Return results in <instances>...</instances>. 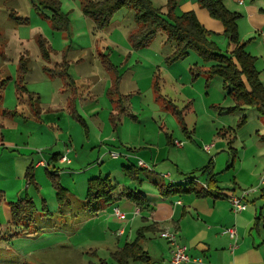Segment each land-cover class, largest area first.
<instances>
[{"label": "rangeland", "instance_id": "obj_1", "mask_svg": "<svg viewBox=\"0 0 264 264\" xmlns=\"http://www.w3.org/2000/svg\"><path fill=\"white\" fill-rule=\"evenodd\" d=\"M59 1L62 11L67 13L70 21V28L65 31H56L51 28L49 22L36 10L37 0H0V85L5 81L4 87L0 86L2 96L0 101V192L7 208L10 209L16 205L20 199L30 197L35 203L36 210L35 221L30 225L19 223L10 225L9 221L4 223L0 213L2 220L0 264H90L92 256L86 252L95 247L92 241L105 240L106 235L101 234L99 227H94V224L99 225L97 219H93L90 224L83 223L86 218L84 208L86 180L98 176L105 177L106 172L110 171L108 173L111 179L121 184L123 176L119 166H122V161L126 160L124 157L114 160L110 155V153L121 154L126 151L125 148L118 147L121 144L119 140L118 142L112 140L121 136L120 133L117 135V128L113 127L109 120V114L112 110L114 111V107L112 108L106 96L107 92L105 94L112 78L104 65L105 55L118 67L123 75L122 78H125L122 91L119 88L120 94L128 96L125 97L126 101L124 99L123 107L138 117L134 120L124 115L125 127L121 135L131 144L130 147L141 141V138L132 140L138 128L139 132L142 131L140 128L151 131L155 141L159 140L157 131L160 123H164L175 132H177L175 127L179 128L172 113L166 111L165 104L154 95L149 80L154 76L159 79L161 95L169 99L171 95H177L176 91H180L181 101H174V103L179 108L186 107L185 112L188 114L185 123L188 127L198 124L199 135L202 131L206 133L208 130L211 131L212 128L228 127L226 131L231 137H239L236 139L239 142L235 145L237 152L235 150L234 154L230 149L231 155L237 158L241 154L242 139L248 147H257L264 143V138L261 139L264 136V116L252 107L229 112L228 109L235 106V101L230 96H226L227 91L224 89L221 78L216 77L209 85V90L206 89L207 84L200 81L196 87L200 88V94L195 92L196 96H191L186 102H182L183 78H191V82L196 81L192 80L194 77L190 68L196 63L199 66L204 64L196 53L193 52L187 59L169 66L165 58L173 52L174 44H164L163 33L157 34L148 48L140 50L131 48L127 34L135 27L132 10L119 11L106 30L98 31L91 19L82 13L80 0ZM13 12L17 18L27 20V23H19L12 19ZM42 12L50 15L47 10L43 9ZM39 35L52 49L50 63L42 59L36 40ZM256 43H254L255 50L264 55V44L258 49ZM68 49H70L69 74L75 80V94L80 103L77 108V119L71 117L67 111H63L59 115L61 119L59 120L56 115L49 114L56 113V110L46 112V109L64 102L69 96L68 90L61 87L63 84L60 80L49 78L43 71V67L58 66L63 51ZM227 50L228 47L221 46L223 54H226ZM128 53L131 54L130 57L127 56ZM22 54H27L30 62V71L25 79L27 89L34 92L36 97L39 96L42 102L43 114L38 118L32 114L27 96L24 98V104L19 100L16 84L18 58ZM258 67L264 69V64L260 62ZM131 78L141 79L137 82L141 88L139 97L132 92L133 87L137 86ZM165 78L182 80L178 82L179 85L168 79L164 82ZM83 95L87 98L85 101L80 100ZM94 100H97L95 109L99 113V119L105 125L103 130L94 129L92 116L87 113L90 108L85 111L83 107ZM16 110L24 115L19 113L21 115L14 118L2 115L4 111ZM244 118L245 123L240 125ZM80 120L85 121L88 127L86 130L80 124ZM89 127L92 128L89 129ZM85 131L88 134L92 132V135L88 137ZM259 140L263 141L259 142ZM194 148L199 150L201 159L207 156L197 145L194 144ZM66 149L71 150L68 158L72 160V165H61L58 163L59 159L58 162H49L53 154H65ZM257 159L260 157L258 156ZM101 160H104L103 164ZM260 160L264 163V158ZM39 161H44L45 167L34 170V166ZM33 171L34 184L29 185L27 173ZM54 180L55 183H61L70 191L68 200L62 205L56 198ZM111 205L108 204L107 207ZM0 208L3 209V206L0 205ZM9 216L7 213V217ZM143 245L146 246V244ZM111 258L112 264L118 263L113 256ZM96 264H99L98 260Z\"/></svg>", "mask_w": 264, "mask_h": 264}, {"label": "crops", "instance_id": "obj_2", "mask_svg": "<svg viewBox=\"0 0 264 264\" xmlns=\"http://www.w3.org/2000/svg\"><path fill=\"white\" fill-rule=\"evenodd\" d=\"M151 1L156 7L163 8L168 0ZM224 5L229 11L241 15L238 21L240 42L246 43V51L257 57L256 68L260 72V79L264 84V69H259L258 67L260 62L264 64V55L258 53L254 46L255 42H257L256 48L264 44V39L262 37V33L264 32V0H224ZM189 12L194 13L201 25L211 33V39L218 44L220 49L221 46H226L228 47L226 54L228 55L232 52L233 45L229 46L227 39L224 37L223 24L213 19L206 9L201 8L197 0H180L176 13L180 15ZM19 40L22 39L19 38ZM124 79L125 78H122L120 82L121 91ZM166 79L179 85L180 83L178 82L182 80L180 78H170L171 80L165 78L164 82H166ZM110 80L109 89L112 85V79ZM131 80L135 82L137 86L133 87L134 89L132 92L139 97L141 95V88L137 82L141 79L131 78ZM149 80L151 88L153 89V78ZM214 80L215 78L207 82V78H198L196 81L191 82V78H183V82L181 81V86L183 87L181 91L183 93L182 102H186L187 98L191 96H196L195 92L200 94V88H196L200 81H204V83L207 84L206 89L209 90V85L212 84ZM61 87L63 88V85ZM107 91H105V94ZM179 92L176 91L177 95H171V97L168 95L166 96L173 102H178L181 101L179 98L182 97ZM31 93L34 98H39L40 100L39 105L37 104V106L35 105L34 107L28 103L32 114L38 118L39 115L43 114L41 108L42 102L39 96L36 97L34 92ZM68 95L69 96L65 98L64 102L56 106L47 107L46 112L56 110V113L49 114H54L57 116V119L61 120L59 115H61L63 111L69 113L68 104L71 95L69 91ZM85 95L80 97L81 101L87 99ZM121 95L128 97L124 94ZM106 96L109 98L108 94H106ZM74 97V107L78 113L77 108L80 102L77 100L78 96L76 97L75 95ZM27 100V102H29L28 97ZM33 102L35 103V101ZM81 103L83 104V102ZM84 104H86V102ZM89 105L83 107L85 111L90 108V111L87 113L92 116L91 120L94 122V129L103 130L105 125L103 121L99 119V113L97 109H95L97 100H94ZM111 105L113 108L114 104L112 102ZM123 108L127 114H122L119 117L116 126L111 122V116L112 114H117V112L112 110L109 114L110 122L113 127L117 128V135L120 133L121 136L118 137V139L113 138L112 140L113 142H118L119 140L121 144L118 145V147L122 149L125 148L126 151L125 153L121 152V154L118 152L110 153L111 158L114 160H118L120 157L126 159L122 161V166H119L123 176L121 184L113 179V181L119 184V188L115 195V201L112 205L110 204V207H107L108 205H102L100 207L101 210L95 214L90 213L84 206L86 218L83 220V223L86 222L85 224H90L93 219H97L99 225L94 224V227H99L101 234L106 235L105 240L92 241L95 247L88 249L89 251L86 252L88 255L92 256L90 264H96L97 260L99 264H112L111 257L113 254L124 248L126 244L134 242L137 231L140 228L150 226V232H147L145 234V239L140 242L141 246L150 257L149 264H169L171 258L170 246L168 242L160 236L161 232L164 230H173L177 232L179 242L187 248L190 257L193 260H198L197 262L191 261L189 264H264V223H258L257 220L259 216H264V197H262L264 184H260V178L264 173V163L260 160L264 158V143L257 147H248L242 139L240 143L242 148L241 154L233 160L232 167L229 168L231 165L229 150L237 149L235 145L239 142V140L236 141L239 137H231L226 131L228 127L212 128L211 131L208 130L207 133L202 131L199 135L197 124L196 126L187 127L188 131L192 132L190 137H187L179 124L178 129L175 127L177 131L175 132L164 125V123H160L158 126L159 130L157 131L158 141L154 140L151 131H147L146 128H140L142 131L139 132L138 128V132H134L132 140L141 138V141L137 145H133L132 148L127 139H124L121 135L122 129L125 127L124 115L134 120H137L138 117L129 112L125 107ZM36 110H39V113H37ZM8 112L10 111H4L2 113L3 117H9L6 116ZM17 112L23 114L20 111ZM120 121L122 122L118 124ZM90 128L92 127H89V129ZM91 135L92 132L88 134V137ZM178 135L181 138L178 137ZM167 137L172 138V145H167ZM233 137L235 140L230 144ZM260 141L263 140H259V142ZM194 144L207 155L202 157L204 159L200 158L199 150L194 148ZM128 145L129 147H126ZM206 147H208V149ZM70 153L71 150L66 149L65 154L68 156ZM57 154H59V162L58 160L56 162L61 165H72V160L70 164L61 163L60 158L64 154ZM112 154H116L117 157H113ZM258 156L260 159H257ZM104 160H101L102 164ZM210 160H212L213 164L211 172L217 175L216 184L210 185V188L213 190L211 195L206 198H197L193 194L171 195L168 197H163L161 195V186L186 185L191 181L187 174L191 173H194L196 182L200 188H207L208 173L203 174L195 172L205 167ZM140 161L146 164L148 169L141 167L139 165ZM44 165V161H39L34 166V170L42 166L45 167ZM47 165H49V163H47ZM130 166L142 170L139 174V180H132L125 176L123 169ZM108 172L110 171L106 172L105 177L111 179V175ZM33 176L35 179L34 171ZM88 180H86V190ZM61 187L64 188L62 185ZM247 190L249 191L248 194L244 195V192ZM55 191L57 194L56 189ZM68 192L70 195L69 190ZM125 192L140 194L145 200L143 208L131 202L127 198ZM235 196H242L243 201L247 204V209L238 214L233 211L230 203V198ZM0 205L3 206V209L0 208L1 218L4 223L6 221L8 222L9 217H7V213L9 214L10 209L9 207L7 208L1 192ZM115 210L120 211L122 214L121 218L116 217ZM0 226H2L1 219ZM230 228L236 229V240L231 239L229 234L224 233V230ZM143 244H146V246ZM128 264L144 263L129 262Z\"/></svg>", "mask_w": 264, "mask_h": 264}, {"label": "trees", "instance_id": "obj_3", "mask_svg": "<svg viewBox=\"0 0 264 264\" xmlns=\"http://www.w3.org/2000/svg\"><path fill=\"white\" fill-rule=\"evenodd\" d=\"M180 0H168L165 7H156L151 0H80L82 13L85 17L91 19L94 23L95 29L98 31L106 30L116 13L121 10L128 9L134 12L135 27L128 31V42L133 50L145 49L151 46L155 37L159 33L165 36L164 44H174L173 52L165 58L166 63L170 66L179 61L187 59L191 53H196L203 65L197 64L190 68L193 80L204 76L207 82L213 78L219 77L223 80L224 89L227 91V96H230L235 101V106L228 109L229 112H235L245 107H252L264 116V84L260 79V72L256 68L257 57L251 55L246 51V43H241L239 38L238 21L241 15L236 12L229 11L225 5L224 0H197L201 8L206 9L210 16L220 21L224 27V37L227 39L229 46L233 45V50L230 54H223L218 44L211 39V33L208 32L199 22L194 13H176ZM38 5L36 10L41 13L42 17L46 19L51 28L56 31H65L70 28L69 18L67 13H64L61 8L59 0H37ZM47 10L50 15H45L42 11ZM11 18L19 23H27V20L17 18L13 12ZM1 36V35H0ZM38 47L41 51L42 59L46 63L51 60V47L48 46L47 41L41 35L36 37ZM67 51H63L61 61L53 68L48 66L43 67V71L52 80H60L63 88L71 92L68 104V111L71 117L78 118V113L74 107L75 99V80L69 74L70 64L68 60ZM4 55V54H2ZM131 56L130 53L127 54ZM29 56L21 55L18 58V79L17 92L19 100L24 103L26 96L32 107L39 105V98H34L32 93L28 91L25 79L30 71ZM104 65L111 75L112 85L107 91V94L114 104V110L117 114H112L111 122L116 126V121L122 114H127L123 108L125 96L119 93L120 82L123 75L119 72L116 65L111 63L110 58L104 56ZM5 81L0 85L4 87ZM159 79L153 78V91L155 96L159 98L160 102L165 104L166 111H170L177 120V123L182 128L185 136L190 137L191 131H188L186 122V107L179 108L175 103L161 95ZM117 95L119 97L117 98ZM2 99L0 92V101ZM35 101V103L33 102ZM37 111V110H36ZM39 113V110L37 111ZM21 114L19 112H8L6 116L17 117ZM245 123V118L241 120L240 125ZM80 124L86 130V123L80 120ZM241 127V126H239ZM88 136V132H86ZM264 136L262 137V139ZM167 145H172L173 140L167 137ZM235 140L233 137L230 144ZM235 154V150L231 149ZM231 165L235 160V155H231ZM61 156V155H60ZM59 159V154H53L49 162H54ZM212 160L203 167L198 169L195 173H208L207 188H200L196 182L194 173L187 174L191 181L186 185H167L161 186L160 192L163 197L180 194H193L197 198H206L212 194L210 185L216 184V176L211 172ZM125 176L132 180H139V170L133 166L124 168ZM29 185L34 182L33 172L27 173ZM34 184V183H33ZM32 184V185H33ZM54 187L57 190L56 198L62 204L66 203L69 197V192L62 188L60 183H55ZM119 184L109 177H97L88 180L87 190L85 196V207L90 213H98L102 205L112 204L115 201L116 191ZM127 198L135 203L137 206L143 208L145 200L140 194L133 192H125ZM264 197V191L263 195ZM35 203L32 198L25 197L16 205L10 207L9 224H24L30 225L35 221ZM258 223H264V216L258 217ZM257 223V224H258ZM150 227H143L137 231V236L134 242L126 244L124 248L115 252L113 258L119 264H128L129 262H142L144 264L150 263L148 253L143 249L140 242L145 239V234L150 232Z\"/></svg>", "mask_w": 264, "mask_h": 264}, {"label": "built area", "instance_id": "obj_4", "mask_svg": "<svg viewBox=\"0 0 264 264\" xmlns=\"http://www.w3.org/2000/svg\"><path fill=\"white\" fill-rule=\"evenodd\" d=\"M262 37L264 39V32L262 33ZM206 148L208 149V147ZM112 156L115 158L117 157L116 154H112ZM60 162L70 164L71 160L68 158L67 154H64L60 158ZM139 165L143 168L148 169V166L144 164L142 161L139 162ZM260 184L261 185L264 184V174L260 178ZM248 192H249L248 190L245 191L244 195L248 194ZM230 203H231L233 211L237 214L247 209V204L243 201L242 196L241 197H236V196L231 197ZM115 215L118 218L122 217V214L118 210H115ZM224 233L229 234L231 239L236 240L237 238V232L235 228L226 229L224 230ZM160 236L163 239H165L168 242V245L170 246L171 258H170L169 264H189L191 261H194V262L198 261V260H193L188 254L187 248L179 242L177 232L173 230H164L163 232H161Z\"/></svg>", "mask_w": 264, "mask_h": 264}]
</instances>
